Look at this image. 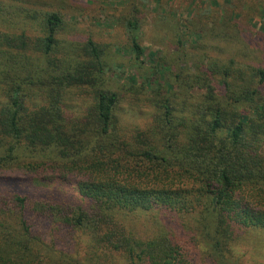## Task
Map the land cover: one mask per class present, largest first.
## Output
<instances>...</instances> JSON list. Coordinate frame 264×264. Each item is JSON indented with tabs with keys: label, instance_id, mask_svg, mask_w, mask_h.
Masks as SVG:
<instances>
[{
	"label": "trees",
	"instance_id": "16d2710c",
	"mask_svg": "<svg viewBox=\"0 0 264 264\" xmlns=\"http://www.w3.org/2000/svg\"><path fill=\"white\" fill-rule=\"evenodd\" d=\"M8 1L0 0L11 15L0 13V174L74 181L82 201L1 189L0 264H194L196 251L174 237L189 230L225 263L241 229L264 230L262 66L220 52L148 69L134 19L136 90L116 88L100 45L62 36L61 9ZM39 224L87 235L85 256L69 255L56 235L45 241Z\"/></svg>",
	"mask_w": 264,
	"mask_h": 264
},
{
	"label": "rangeland",
	"instance_id": "374dc122",
	"mask_svg": "<svg viewBox=\"0 0 264 264\" xmlns=\"http://www.w3.org/2000/svg\"><path fill=\"white\" fill-rule=\"evenodd\" d=\"M35 1L30 0L28 6L40 11L61 9L67 22L63 37L82 43L93 39L104 49L109 67L105 78L116 88L129 86L136 90L129 79L137 72L128 26L129 20L134 19L139 21L138 41L148 69L153 62L167 61L178 67L194 55L201 54L207 59V55L220 52L264 68V0H85L83 3V0H37L38 4ZM0 13L11 16L8 9H0ZM37 32L33 30L31 34L38 35ZM138 81L141 83V79ZM201 92L205 94L206 89ZM128 117L131 121L140 118L134 114ZM75 184L18 172L0 174V190L8 188L21 195L79 204L82 200ZM44 226L38 225L45 241L52 244L56 235L57 244L69 255L85 256L87 235L79 231L51 235L49 227ZM137 229L147 231L141 226ZM239 232L225 263L208 255L207 239L201 231L195 239L200 244L193 242L190 230L181 235L175 232L174 237L180 245L196 251V255L192 254L194 264H264V230L244 228Z\"/></svg>",
	"mask_w": 264,
	"mask_h": 264
}]
</instances>
